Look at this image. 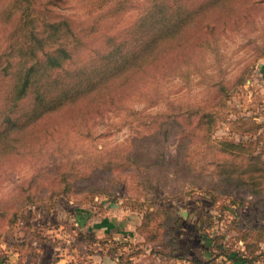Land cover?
I'll return each instance as SVG.
<instances>
[{
    "label": "rangeland",
    "instance_id": "374dc122",
    "mask_svg": "<svg viewBox=\"0 0 264 264\" xmlns=\"http://www.w3.org/2000/svg\"><path fill=\"white\" fill-rule=\"evenodd\" d=\"M184 1L199 6L209 0ZM12 2L0 0V58L21 12L9 9ZM32 4L41 14L69 20L80 35L74 58L85 59L111 37L128 34L146 0ZM194 18L181 52L172 49L128 81H116L109 87L112 98H82L11 132L12 144L0 152V263L191 264L194 256L230 264L218 256L221 249L242 247L237 237L248 226L264 225V193L256 197L241 187L212 202L207 169L188 174L176 163L179 134L188 140L181 153L191 151L194 166L223 158L215 148L205 149L207 138L240 140L264 155V0H227ZM7 78L0 70V117ZM202 111L215 118L208 137L195 126ZM188 112L193 121L183 116L162 142V171L143 166L138 160L149 148L155 121ZM226 157L238 161L235 153ZM101 160L112 170L95 169ZM62 175L87 180L47 196V187ZM20 200L26 203L19 208ZM159 206L170 207L178 224H158L155 216L165 220ZM151 210L156 215L148 219ZM254 237L253 230L249 240ZM258 244L264 250V241Z\"/></svg>",
    "mask_w": 264,
    "mask_h": 264
},
{
    "label": "trees",
    "instance_id": "16d2710c",
    "mask_svg": "<svg viewBox=\"0 0 264 264\" xmlns=\"http://www.w3.org/2000/svg\"><path fill=\"white\" fill-rule=\"evenodd\" d=\"M226 2L227 0H209L204 5L189 6L184 0H146L128 34L119 39L111 37L110 43L95 54L85 59H76L74 52L80 35L66 17L41 14L33 6L32 0H13L9 9L16 10L20 7L21 12L14 18V25L4 47V55L0 58L4 59L0 61V70L8 77L4 96L6 104L4 103L0 117V152L12 144V131L33 125L49 112L85 97L103 95L99 103L107 97L112 98L109 90L112 84L118 80L120 83L128 81L135 72L161 60L172 49L181 52L189 22L195 20L194 17L207 8L221 7ZM204 27L207 30L210 24L207 23ZM166 116L168 114L155 121L154 130L148 140L151 142L149 148L142 152L144 158L138 160L143 166L154 167L157 171H162L167 164L162 142L168 139L173 129L180 127L183 116L187 121H193L194 118L191 112L176 113L168 119ZM214 121L210 111H202L198 113L195 126H199L203 135L208 137ZM207 140L208 138L205 141V149L208 151L209 147L215 148L217 153L222 154V159L208 162V165L194 166L190 162L191 151L181 153L182 149L188 148V140L179 134L176 163L180 164L178 169L188 174L189 171L199 168L207 169L210 173L208 193L212 202L218 200L219 195L227 194L226 191L241 187L249 189L256 197L264 193L262 151L254 152L246 148L245 143L240 140H220L216 143ZM227 152L235 153L238 161L232 164L226 157ZM139 153L135 154L134 160ZM185 155L186 159L179 158ZM98 165L100 168H94L112 170L109 162L105 160H101ZM199 174L201 172H196L193 176ZM84 179L87 180L83 177L62 175L61 178L55 179V184L47 187V196L65 194L70 187H76L77 183ZM91 187L90 185L86 188L87 194L92 193ZM43 194L42 190L38 193L39 197ZM259 199L262 198L259 196ZM25 203L20 200L17 207H23ZM156 210L165 217V220H161L155 216L158 224H178L180 218L170 207L159 206ZM152 214L156 215L154 210L147 213L148 219H152ZM79 223L83 225V222ZM144 224L147 226V220ZM239 228L243 230L242 226ZM253 230L255 237L249 240ZM220 237L222 236H218ZM237 238L242 241V247L222 248L218 256L223 255L225 260H230L233 264H259L264 260V250L259 248L258 244L264 241V225L257 228L248 226ZM190 261L191 264H213L214 259L193 256Z\"/></svg>",
    "mask_w": 264,
    "mask_h": 264
},
{
    "label": "crops",
    "instance_id": "0c3cea01",
    "mask_svg": "<svg viewBox=\"0 0 264 264\" xmlns=\"http://www.w3.org/2000/svg\"><path fill=\"white\" fill-rule=\"evenodd\" d=\"M220 256H221V255H220ZM215 260L217 261V260H218V257H216ZM227 263L233 264V263H231L230 260H227ZM11 264H12V263H11ZM259 264H264V260H261V261L259 262Z\"/></svg>",
    "mask_w": 264,
    "mask_h": 264
}]
</instances>
